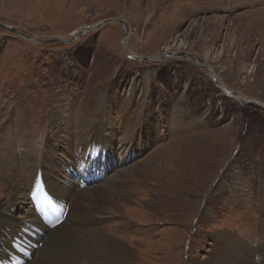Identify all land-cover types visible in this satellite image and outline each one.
<instances>
[{
    "label": "rangeland",
    "instance_id": "1",
    "mask_svg": "<svg viewBox=\"0 0 264 264\" xmlns=\"http://www.w3.org/2000/svg\"><path fill=\"white\" fill-rule=\"evenodd\" d=\"M110 17L129 26L132 54H194L264 104V0H0V21L36 38L0 27V264L31 257L30 231L11 240L9 221L39 187L51 205L81 193L92 226L130 247L131 264H206L233 237L264 264V109L226 96L188 59L129 58L118 23L41 41ZM184 138L194 145L183 157ZM43 258L78 264L64 243Z\"/></svg>",
    "mask_w": 264,
    "mask_h": 264
},
{
    "label": "bare ground",
    "instance_id": "2",
    "mask_svg": "<svg viewBox=\"0 0 264 264\" xmlns=\"http://www.w3.org/2000/svg\"><path fill=\"white\" fill-rule=\"evenodd\" d=\"M198 60H199V65L196 64L197 66H200L203 64V62H205L204 60L200 61L201 60L200 58ZM189 139L190 138H184L183 140L180 139L181 141L179 142H181L182 145L181 144L179 146L176 145L177 149H179L180 156L184 157L189 155V153H191L190 149L192 148L194 143H190L186 145ZM199 141L203 142L202 144L205 145L203 140H199ZM3 162H4L3 163L4 167H8L14 164L11 158L10 160L5 159V161ZM204 168H206V165L203 164L202 161L196 162L195 171L196 169H198L197 173H201L204 170ZM9 171H15V168H10L6 170V172ZM205 173L206 176L208 174L210 175L212 173V170H210L209 173L207 172ZM215 177L216 175H213L212 180ZM16 183H19V181ZM58 191L60 192V194L55 192H52V194H57L59 196L63 194V190H58ZM74 191H78V189H74ZM33 197L34 200L31 202L29 201V204H26L27 206L24 208V212L21 213L20 215V217H22L23 219L19 220L17 219V216L14 215L15 216L14 221H9L12 224V229L10 230L11 240L12 237L18 236L19 233H22L25 228L26 230L30 231V233H28L30 237L26 236L25 242L31 244L30 249L32 251V255L30 258L26 256H22L24 260L23 264H45V261L43 260L44 259L43 255L47 254V252L52 249L56 250L61 245H63V243L64 246L67 248L68 257L73 263L75 262L78 264H131L133 259H135L134 251L130 247L122 243H117L115 241L116 239L114 240V238H112L109 234H106L107 232L103 230V232L101 231L102 232L101 233L100 229L94 228L92 226L93 224L92 218L88 213V210L85 208V206L82 205L81 193L80 194L77 193L74 196H70L68 199H66L67 200L66 202H62L61 200H59L58 197L52 196L51 201L53 205L50 204V201L47 198L48 195L45 194V192L41 191L40 187L34 193ZM44 199H48V201H45ZM54 205L55 207L61 206L64 209L61 213H58V216L55 213V210L53 209ZM65 211L69 212L67 219H65V221L60 225L55 226L57 217L59 220L61 215ZM38 214L41 217V219L39 218ZM44 214L47 219V224L49 225L48 227L46 224H44L41 221L42 215ZM0 218H1V214H0ZM27 223L29 224L25 227V224ZM37 228H42L44 231H46V233L44 235H35L33 232L34 229ZM65 228H67L68 231L66 230V232L71 236L70 238L66 239L63 242L61 231ZM2 238L7 239L0 233V241L2 240ZM38 242L39 244L42 243V246L40 245L41 247L38 245ZM21 244L25 245L23 243ZM247 250L248 248L245 251ZM245 251L240 253V250L237 245L236 237H233L231 241H229V239L226 238L223 243V246H218L216 248L211 259L206 264H221L223 261H225L227 264H257L252 262V260L249 261L245 259L246 257ZM233 254H239V256L236 257V255ZM3 259L6 260V258Z\"/></svg>",
    "mask_w": 264,
    "mask_h": 264
},
{
    "label": "water",
    "instance_id": "3",
    "mask_svg": "<svg viewBox=\"0 0 264 264\" xmlns=\"http://www.w3.org/2000/svg\"><path fill=\"white\" fill-rule=\"evenodd\" d=\"M110 23H118L122 29H123V39H122V44L124 46V51H125V54L131 58V59H134L136 61H145V62H156V63H160V62H163L167 59H171V58H175V57H181V58H185V59H188L190 61H192L193 63L195 64H198L199 65V58L197 56H195L194 54H191V53H188V52H185V51H179V52H174V51H164L163 53H160L158 54V57L157 58H151V56H144V57H139V56H136L134 54H132L131 52H129L127 50V40L130 36V28L129 26L127 25V23L118 18V17H110V18H107L101 22H96L94 24H90L88 26H85L83 28H81L80 30H78L77 34L73 35L70 39H64L63 37H51L49 39H44V40H41L43 42H63V43H66V44H70L72 42H75L77 41L80 37H82L83 35H85L88 31H93V30H96L98 28H101L102 26L106 25V24H110ZM0 27L10 31V32H14V33H17L21 36H23L25 39H36L34 37H31V36H28L26 34H24L18 27L14 26V25H11L9 23H3L0 21ZM40 41V39H37ZM200 61H203L202 59ZM199 67H201L202 69H205L209 72L211 78L213 79L215 85L226 95V96H230V97H233L237 100H239L241 102L242 105H246V104H255L257 105L258 107L264 109V104L257 101V100H253V99H250V100H245L243 98V96L241 94H239L237 91H234V90H231L229 88L226 87V85L218 78V76L216 75V73H214V71L212 70V67L211 66H208V64H206L205 62H203L202 65H200ZM219 79V80H218Z\"/></svg>",
    "mask_w": 264,
    "mask_h": 264
}]
</instances>
